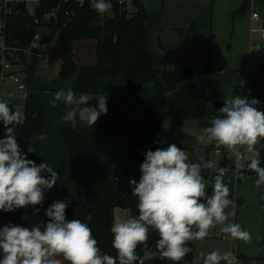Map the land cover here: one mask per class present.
I'll use <instances>...</instances> for the list:
<instances>
[{"label": "trees", "instance_id": "obj_1", "mask_svg": "<svg viewBox=\"0 0 264 264\" xmlns=\"http://www.w3.org/2000/svg\"><path fill=\"white\" fill-rule=\"evenodd\" d=\"M119 1L111 0L112 9L109 13L101 15L91 7L90 0H41L37 11L38 17L52 8H59L62 15L63 23L54 28L58 33L56 49L61 67L57 78L42 82L36 77L37 61H35L28 68L27 83L29 92H57L71 87L77 94L87 93L95 96L102 89L107 93L108 112L100 115L94 124L95 128L82 136L72 127L65 126L62 130V138L68 146L69 160L75 167L74 177L84 181L82 190L85 196V201L82 203H69L66 218L71 220L72 216H75L76 219L86 223L97 239L101 252L112 256L116 255L112 247L111 233L115 208L129 209L132 217L139 214L137 198L123 185L121 173L140 168L148 150L164 149L172 144L163 137L164 122L171 120L185 123L203 122L212 115H219V109L224 106L220 81L214 77L219 69L214 68L210 63L211 52L206 53L208 57L204 62V72L198 69L191 72L185 68L176 71L155 69L145 29L152 15L147 12L141 0H130V6L120 5ZM251 1H245L239 10L240 14L245 12ZM257 1L264 3V0ZM66 12H69L68 15ZM34 28H36L34 19L23 18L10 29V40L27 46ZM262 28L264 29V21ZM85 40L96 42L94 65L81 66L75 62L74 46L77 42ZM258 59L259 67L245 74L247 81L245 96L249 100L258 99L260 103L256 107L261 111V107L264 106V46L258 51ZM147 84L157 85L159 94L146 104L144 114L136 125L137 135L131 150L118 169L114 168L112 162L104 165L101 162L102 138L118 133L112 152L114 158L125 121L131 114L138 95ZM211 99L215 101V108L210 106ZM90 103L95 105L96 101L93 99ZM23 116V124L16 126L15 131L17 142L23 154L27 155L33 141L46 136L49 128L46 112L42 108L27 102ZM5 132L6 129L0 122V139L4 137ZM262 142L264 143V139ZM259 151L261 166L264 167V145ZM226 166H228L227 158L222 162V168ZM240 171L244 176H256L255 172L246 167ZM57 173L59 174L57 184L44 191L45 199L40 205L19 208L12 212L0 210V228L10 224L29 228L37 224L43 226L48 220L45 210L54 201L68 202L65 198L64 185L66 161L62 162ZM42 176L48 178L50 174L43 172ZM115 177L118 178L120 188L125 195L123 199L115 198L112 193ZM52 190H56V197L50 201L46 193ZM206 192L208 195L212 194V185L206 184ZM228 198L234 201L237 213L241 201L234 197L232 191ZM262 205L264 207V197ZM158 239V233L149 232L148 240L137 247L139 260L134 264H141V260H143L142 264H151L160 257L155 246ZM186 246L192 251L176 264L194 262L193 240L188 241ZM261 247L264 252V241ZM2 258L3 253L0 251V259ZM162 264H173V262L164 258Z\"/></svg>", "mask_w": 264, "mask_h": 264}, {"label": "clouds", "instance_id": "obj_2", "mask_svg": "<svg viewBox=\"0 0 264 264\" xmlns=\"http://www.w3.org/2000/svg\"><path fill=\"white\" fill-rule=\"evenodd\" d=\"M98 14H107L112 9L111 0H90ZM107 93L91 96L77 94L71 87L54 93L50 106L57 107L63 101L68 110L62 117L67 123H86L92 127L101 114H107ZM96 101L95 105L90 102ZM258 99L233 96L224 100L219 115L208 118L204 131L217 141V147L236 157V167L247 168L256 173L255 186L264 185V167L261 166L260 151L256 145L264 139V112L256 105ZM24 116L13 111L8 102L0 100V122L6 129L0 139V210L40 205L44 191L57 184L59 174L48 163L37 165L22 154L16 139V126L23 123ZM247 153V163L242 162ZM213 170L212 194L206 192L203 173ZM139 182L129 181L132 195L137 198L138 215L127 219H116L111 226L112 247L116 255L102 253L91 228L79 219L68 220L66 209L69 202L54 201L45 210L47 222L31 228L20 225H5L0 228V264H134L139 260L137 247L149 238L154 229L159 236L156 249L162 259L176 264L192 249L188 241L203 240L210 236V229L223 225L221 231L244 241L251 240L248 231L236 223L225 224L233 213L225 212L235 207L229 199L230 190L223 181L225 169L217 168L211 160L192 162L185 150L175 143L167 148L148 150L140 165ZM50 176L45 178L43 172ZM39 211V209H37ZM203 264H237L234 253L201 252ZM142 264V262H141Z\"/></svg>", "mask_w": 264, "mask_h": 264}, {"label": "rangeland", "instance_id": "obj_3", "mask_svg": "<svg viewBox=\"0 0 264 264\" xmlns=\"http://www.w3.org/2000/svg\"><path fill=\"white\" fill-rule=\"evenodd\" d=\"M245 1L246 0H215V2L214 0H147L146 9L152 16L147 23L146 34L149 38L150 51L153 55L155 69L160 71L182 69L188 59V55L193 51L192 48L197 49L199 53L211 52V57L214 58L215 64L217 65L216 68L219 69L217 79H219L221 84L223 99L225 100L235 95L241 98L246 97L245 88L247 81L245 79V74L248 72L250 62L248 59V51L252 39L253 42L259 41L264 46L261 32L251 33V28L253 27L259 31L263 29L264 4L259 3L257 0H252L246 7L245 12L240 14L239 10ZM253 14H258L260 16V22L251 24ZM95 47L96 42L93 40L80 41V43L74 46L75 62L81 66L94 65L96 63ZM49 53L51 55L49 65H41L36 75L42 82L54 80L58 77L60 72L61 62L56 49V41L54 40L49 45ZM256 55V63H254V65L259 66L258 53H252L251 57ZM92 60H95V63L90 64L89 62H93ZM79 61L82 62V64H79ZM253 62L254 60H252L251 63L253 64ZM152 85L153 87H157L155 84ZM9 91L16 92L17 87L5 83L2 88H0V96L2 97L0 100H3V98H5L4 93L7 94ZM32 92L36 93L30 95V101L21 100L20 103L14 105L13 111H19L23 115L27 102L32 106L44 109L47 113L46 117L49 128L48 134L44 137H49L46 145L50 144V148H52V145H56L54 139L61 138L62 133L60 137L56 135L59 133V131H57V126L68 110V106H64L60 103V106L57 104V107L53 108L49 103L52 99L44 101L37 97L41 95V92ZM35 96L38 98V101H35L36 98H33ZM210 106L213 108L216 106L213 99L210 101ZM261 111L264 112V106L261 107ZM127 119L114 158H112V152L118 133L116 132L112 136H104L102 138L101 162L104 165L112 162L114 168L118 169L131 150L130 148H132L134 144L131 139V135L134 134V126L131 129V120ZM179 123H183L184 126L181 127ZM179 123L176 121L164 122L162 126L163 137L168 142L175 138L173 142L186 151L192 162L211 160L216 163L217 168H222V162L227 158L229 167L232 168L234 166L233 170L229 171L226 176H223V181L228 186L229 190L234 193V197L241 201V205L237 213L232 206L226 208L225 212H231L233 215L229 216L225 224H239L242 230L248 231L252 237L249 242L245 243L242 240L231 237L230 234L223 233L221 231L223 225H216V227L210 229L211 234L207 238L203 240H193L195 255L192 264H203V257L200 256V253H210L213 250H219L221 254L232 252L235 254L236 259L241 261L242 264H247L248 262L249 264H253V261H256V264H262V262H264V252L261 247L264 241V207L262 205L264 185L257 189L255 186L257 176H244L241 174V169L236 167V157L225 150L223 146L219 147L222 154L217 155L215 152V148H218L217 142L209 144V141L205 139L207 133L204 130L194 131L188 129L185 126V122ZM64 126L69 125L65 124ZM61 141L62 138L60 139V142ZM263 145L264 143L261 140L256 145V148L260 150ZM241 152L244 156L242 162L245 163L247 162L246 157L248 154L244 153L243 149H241ZM63 156L64 157L59 161V167L56 172L59 171L62 162L66 161V176L64 180V185L66 187L65 198L68 200L67 195L71 194L72 201H70V203H82L84 201L78 202L77 191L79 188H76L74 184L78 180H76L74 175L72 177L68 174L71 162L66 155ZM53 157L54 154L51 156V159H53ZM40 163L44 162L40 161ZM139 169L140 168L132 169L129 172L121 173L122 183L130 191H132V186L129 181L135 179L139 182L141 174ZM216 174L217 173L211 169L206 170L203 173L205 183L213 185V177ZM54 192V190L49 191L47 197L54 194ZM112 193L117 199H123L125 197L120 188V182L116 177L112 183ZM114 216L115 220L127 219L130 216L132 217V213L127 208L116 207ZM74 218L75 216H72L71 219ZM149 232L157 233L151 228ZM223 237L226 239H223ZM150 257L152 258V255ZM150 257L148 259H150ZM65 264H67V262H65Z\"/></svg>", "mask_w": 264, "mask_h": 264}, {"label": "built area", "instance_id": "obj_4", "mask_svg": "<svg viewBox=\"0 0 264 264\" xmlns=\"http://www.w3.org/2000/svg\"><path fill=\"white\" fill-rule=\"evenodd\" d=\"M40 4L41 0H0V88L5 83L17 87L16 92L9 91L7 93L5 100L12 109L15 104L28 98L29 91L27 89V83L29 78L28 68L30 65L37 61L36 75L41 65H49L51 59L49 45L53 40L56 41L58 37V33L54 28L63 23L59 8L47 10L41 17H38L37 11ZM119 4L130 6L131 2L130 0H120ZM68 13L66 12L67 15ZM23 18L34 19L36 27L33 29L34 33H32V37L27 46H22L20 42L10 40V29ZM253 20L260 21V16L254 14ZM52 31L53 35L49 37ZM253 32H257V30L254 29ZM260 32L264 40V29ZM46 39L51 40L45 41ZM205 139L209 141V144L217 142L208 133ZM220 150L219 148H215L217 155L222 154ZM224 169V176L233 170L229 165ZM223 239L226 238L223 237ZM140 262H143V260ZM253 262V264H256V261ZM221 264H223V261ZM237 264L242 263L237 260Z\"/></svg>", "mask_w": 264, "mask_h": 264}, {"label": "crops", "instance_id": "obj_5", "mask_svg": "<svg viewBox=\"0 0 264 264\" xmlns=\"http://www.w3.org/2000/svg\"><path fill=\"white\" fill-rule=\"evenodd\" d=\"M215 2V0H214ZM255 2V1H254ZM141 3L142 5L145 7L146 9V3H147V0H141ZM260 3V2H259ZM264 4V3H262ZM147 10V9H146ZM254 15V14H253ZM253 15H252V18H251V24H255V23H258L260 21H254L253 20ZM149 22V20L147 21V23ZM147 23H146V26H145V29H147ZM255 28H251V33H258L260 32L259 30H257V32H253ZM252 38V36H251ZM261 38H262V34H261ZM263 40V39H262ZM83 42V41H82ZM78 43L80 42H77L75 45H77ZM93 46V45H92ZM149 46H150V42H149ZM263 45L259 42V41H254L253 42V39H252V43L250 44V48H249V51H248V59L250 60L249 62V66H248V71L251 69V70H256L257 68L256 67H259L257 65H254V63H256V56H253L251 57V54L252 53H258L259 49L262 47ZM192 50H195L196 51V57H200L202 55H205L206 53L205 52H201L199 53L197 49L195 48H192ZM251 57V59H250ZM252 60H254L253 64L251 63ZM93 62H89L90 64H93L95 63V60H92ZM210 63L211 65L216 68L217 65L215 64V61H214V58L211 57L210 58ZM79 64H82V62L79 61ZM154 65V64H153ZM188 65V62L186 60L184 66L182 69H184L186 66ZM180 69V70H182ZM250 70V71H251ZM176 71V70H175ZM247 72V71H246ZM218 73L216 75H214V77L217 79L218 78ZM238 79V78H237ZM219 80V79H218ZM163 87H164V84H162ZM165 88V87H164ZM38 92H41V95L37 96L38 98H41L42 100H48V99H53L54 98V93L55 92H51V91H38ZM34 93L36 92H29L28 94V98L27 100L25 101H30V95H34ZM159 94V89L158 87H153L152 84H147L143 90L141 91V93L138 95L135 103H134V107H133V110L131 112V114L129 115V120H131V123H130V126H131V129L132 127L134 126V134L131 135V139H132V143H134L133 141L135 140L136 138V135H137V129H136V125H137V122L142 118L143 114H144V110H145V107H146V104L148 103V101L157 96ZM7 94L4 93V97L3 98V101L6 100V96ZM168 97H169V93H167ZM92 96V95H91ZM36 96L33 97V98H36L35 101H38V98ZM2 97L0 96V99ZM169 100H170V97H169ZM60 103L62 105L65 106V104L63 102H58L57 104L60 106ZM40 105V104H39ZM38 106V105H37ZM47 114V113H46ZM127 119V120H128ZM61 121H62V125H61ZM171 121H176V122H180V121H177V120H171ZM65 124H68L70 127H72L79 135H82V136H85L87 135L89 132H91L95 127L94 125L92 127H89L86 123L84 122H80L79 119L77 118V123L76 124H72L71 122H65L63 119L60 120L59 122V125L57 126V131H59V133H57L56 135L60 137V134L62 133V130H63V126ZM127 124H128V121H127ZM181 127H183V123H179ZM185 126L188 128V129H191L188 127V123H185ZM65 127V126H64ZM62 128V129H61ZM61 130V131H60ZM191 130H194V131H199V130H195V129H191ZM190 130V132H191ZM48 138L49 137H39L37 139L34 140L33 142V145L30 147L29 151L27 152V158L28 159H31L33 161H35V163L37 165H39L40 161H43L44 163H48L52 169L54 171H57L58 170V167H59V161L62 157H64L63 155H66L68 158H69V154H68V146L63 142V138H62V134H61V138H62V141L60 142V139L61 138H58V139H54V142L56 145H52L53 147L50 148V144L46 145L48 142ZM134 139V140H133ZM130 141V140H129ZM173 141H175V138H173ZM63 142V143H62ZM128 143V142H127ZM174 143V142H173ZM63 144V145H62ZM131 146V145H130ZM133 146V145H132ZM131 149V148H130ZM54 154V157L53 159H51V156ZM227 157V156H226ZM74 171H75V167L73 166V164L71 163L70 167H69V176H72L74 175ZM46 172V171H45ZM48 173V172H47ZM123 173H126V172H123ZM227 175V174H226ZM225 175V176H226ZM78 181H76L74 184L76 185V188H79V190L77 191V199H78V202H82V201H85V196H84V193H83V190H82V186H83V183L84 181L83 180H80V179H76ZM54 194L50 195L49 197H47V192L46 193V197L48 200H53L55 197H56V190H54ZM236 198V197H235ZM67 199L69 201H72V197H71V194L67 195ZM67 200V201H68Z\"/></svg>", "mask_w": 264, "mask_h": 264}, {"label": "water", "instance_id": "obj_6", "mask_svg": "<svg viewBox=\"0 0 264 264\" xmlns=\"http://www.w3.org/2000/svg\"><path fill=\"white\" fill-rule=\"evenodd\" d=\"M20 13H21V11H20ZM32 33H34L33 30H32ZM52 35H53V31L50 33L49 37H52ZM207 57H208V55H206V54L202 55L200 57H196V51L195 50L191 51L190 54L188 55V59H187L188 66L186 67V69L188 71H191V72L195 71L197 69L201 72H204L205 71L204 62L207 59ZM212 116H215V115H212ZM23 122H24V120H23ZM22 124H20V125H22ZM20 125H17V126H20ZM207 126H208V119H206L203 122H189L188 123V127L191 129H195V130H204ZM170 143H173V140H171ZM163 261H164V259L159 257V258L155 259L151 264H162Z\"/></svg>", "mask_w": 264, "mask_h": 264}]
</instances>
